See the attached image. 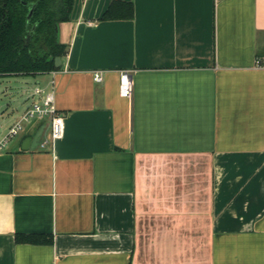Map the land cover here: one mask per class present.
<instances>
[{"label":"crops","instance_id":"crops-1","mask_svg":"<svg viewBox=\"0 0 264 264\" xmlns=\"http://www.w3.org/2000/svg\"><path fill=\"white\" fill-rule=\"evenodd\" d=\"M59 41L63 135L0 150V264H264V0H74Z\"/></svg>","mask_w":264,"mask_h":264},{"label":"trees","instance_id":"trees-1","mask_svg":"<svg viewBox=\"0 0 264 264\" xmlns=\"http://www.w3.org/2000/svg\"><path fill=\"white\" fill-rule=\"evenodd\" d=\"M73 3L74 0H0V76L59 69L55 57L65 54L66 44L56 40L54 27L70 19ZM31 6L33 12L27 20ZM114 10L111 5L101 18L113 17ZM124 10L132 15L130 6Z\"/></svg>","mask_w":264,"mask_h":264},{"label":"built area","instance_id":"built-area-1","mask_svg":"<svg viewBox=\"0 0 264 264\" xmlns=\"http://www.w3.org/2000/svg\"><path fill=\"white\" fill-rule=\"evenodd\" d=\"M94 80L100 82L102 80V71H94ZM132 79L130 71L127 69L119 72V94L121 97L130 98L132 93ZM33 94L37 96L29 107H27L20 118L17 119L8 129L7 133L0 139V150L3 149L6 142L12 137L19 134L24 123L30 122L32 119L49 118L50 119V140L60 138L64 130V116L60 113L55 104V91L51 84L50 88L44 89L37 85L34 87Z\"/></svg>","mask_w":264,"mask_h":264},{"label":"rangeland","instance_id":"rangeland-1","mask_svg":"<svg viewBox=\"0 0 264 264\" xmlns=\"http://www.w3.org/2000/svg\"><path fill=\"white\" fill-rule=\"evenodd\" d=\"M46 80V79H44ZM44 80L41 75L38 74H22V75H3L0 76V91L7 87V100H10L11 109L13 110L14 117H19L31 103L37 99V96L33 94L34 87L39 85L44 86ZM2 94V91L0 92ZM2 97H4L2 95ZM12 112V110H11ZM2 118H0L1 123ZM26 126V123H24ZM2 131H0V139L3 138Z\"/></svg>","mask_w":264,"mask_h":264},{"label":"water","instance_id":"water-1","mask_svg":"<svg viewBox=\"0 0 264 264\" xmlns=\"http://www.w3.org/2000/svg\"><path fill=\"white\" fill-rule=\"evenodd\" d=\"M32 12H33V6H31L30 9H29V12L27 14V20L31 16ZM54 29H55V37H56V40L58 41L59 40V23H56L55 24ZM28 39H29V37L26 36L25 40L28 41ZM60 61H61L60 57L59 56H56L55 57V66H59ZM29 140H30V137H26L24 139V142H23V145H22V148L23 149H26L27 148V144L29 143Z\"/></svg>","mask_w":264,"mask_h":264}]
</instances>
